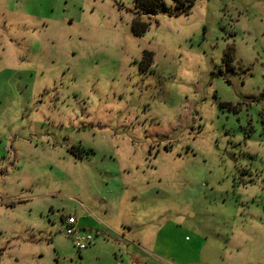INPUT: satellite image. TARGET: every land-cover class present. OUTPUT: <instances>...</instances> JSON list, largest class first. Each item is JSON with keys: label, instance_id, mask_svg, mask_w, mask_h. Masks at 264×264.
<instances>
[{"label": "rangeland", "instance_id": "1", "mask_svg": "<svg viewBox=\"0 0 264 264\" xmlns=\"http://www.w3.org/2000/svg\"><path fill=\"white\" fill-rule=\"evenodd\" d=\"M181 1L0 0V264H264V0Z\"/></svg>", "mask_w": 264, "mask_h": 264}, {"label": "built area", "instance_id": "2", "mask_svg": "<svg viewBox=\"0 0 264 264\" xmlns=\"http://www.w3.org/2000/svg\"><path fill=\"white\" fill-rule=\"evenodd\" d=\"M64 234L70 238L71 245L77 253L81 252L85 248L91 245L93 235L91 232H87L81 229L76 218L68 216L63 222Z\"/></svg>", "mask_w": 264, "mask_h": 264}, {"label": "trees", "instance_id": "3", "mask_svg": "<svg viewBox=\"0 0 264 264\" xmlns=\"http://www.w3.org/2000/svg\"><path fill=\"white\" fill-rule=\"evenodd\" d=\"M134 2V14L136 17L131 21L130 28L133 35H139L146 28L145 23L140 22V16L154 13L160 5L163 6V3L162 0H134ZM177 2L182 3L181 0H177ZM144 54L149 55L148 53ZM225 58L229 60V55L226 54Z\"/></svg>", "mask_w": 264, "mask_h": 264}, {"label": "crops", "instance_id": "4", "mask_svg": "<svg viewBox=\"0 0 264 264\" xmlns=\"http://www.w3.org/2000/svg\"><path fill=\"white\" fill-rule=\"evenodd\" d=\"M78 224V223H77ZM79 226V225H78ZM81 229H83L82 227H80Z\"/></svg>", "mask_w": 264, "mask_h": 264}]
</instances>
